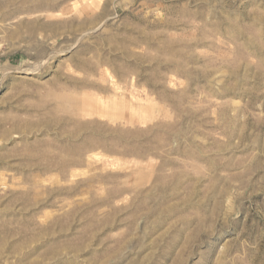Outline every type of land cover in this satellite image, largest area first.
Wrapping results in <instances>:
<instances>
[{
	"label": "rangeland",
	"instance_id": "1",
	"mask_svg": "<svg viewBox=\"0 0 264 264\" xmlns=\"http://www.w3.org/2000/svg\"><path fill=\"white\" fill-rule=\"evenodd\" d=\"M0 264H264V0H0Z\"/></svg>",
	"mask_w": 264,
	"mask_h": 264
}]
</instances>
